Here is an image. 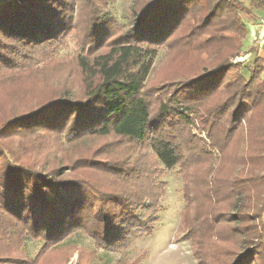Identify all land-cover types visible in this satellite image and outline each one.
I'll return each mask as SVG.
<instances>
[{"label": "trees", "instance_id": "16d2710c", "mask_svg": "<svg viewBox=\"0 0 264 264\" xmlns=\"http://www.w3.org/2000/svg\"><path fill=\"white\" fill-rule=\"evenodd\" d=\"M206 1L210 4L201 12V0H133L129 19L118 30L106 8L109 0L84 1L88 12L84 43L74 59L82 92L50 95L0 125V264H35L38 254L31 258L14 252L24 239L58 245L84 231L98 259L99 250L122 252L134 238L156 226L158 208L144 202L150 197L90 182L88 176L76 173V160L66 161L55 151L70 154L74 150L75 155L77 144L113 135L145 143L156 160L171 169L180 163L184 150L191 154L195 147L202 148L205 138L213 152L220 133L229 142L241 126H250L254 113L264 117V56L235 66L226 57L212 61V56L221 53L208 50L219 38L207 33L216 27L217 23L211 26L216 17L232 13L238 20L244 9L227 0ZM251 2L264 10V0ZM76 7L77 0H2L0 69L16 65L25 50L56 45L74 27ZM197 13L202 14L199 20L194 18ZM237 20L238 49L247 30ZM186 26L191 29L181 34ZM173 43L197 52L200 64L151 84L157 51ZM204 54L208 57L203 58ZM17 134L28 135L27 144L20 146L9 139ZM41 135H46L47 142H40ZM179 138L187 147L180 146ZM255 141L246 142L239 155V151L233 153V162L240 164L238 182L227 184L244 205L248 196L243 189L249 183L252 189L256 187L253 176L257 170L252 167L262 155L254 150ZM35 145H44L56 157L48 160L28 151ZM94 151L97 155L99 148ZM78 157L77 161H87L84 155ZM118 169V174L129 170ZM256 212L251 214L244 206L239 215L226 214L232 218L227 220L232 223L230 235H225L228 239L215 229L220 222L217 215L210 220L208 216L182 217V228L190 222L195 226L194 232L186 230L183 239L190 242L200 264H264V201ZM13 238L14 242L8 240ZM230 238L236 239L232 247H215L216 241ZM141 259L143 254L137 253L114 264H140Z\"/></svg>", "mask_w": 264, "mask_h": 264}, {"label": "rangeland", "instance_id": "374dc122", "mask_svg": "<svg viewBox=\"0 0 264 264\" xmlns=\"http://www.w3.org/2000/svg\"><path fill=\"white\" fill-rule=\"evenodd\" d=\"M84 1L77 0L76 12L73 15L74 27L62 39L60 38L61 40L56 45L48 44L35 50H25L16 65L0 69V125L7 118L31 109L50 95L63 93L65 90L72 93L82 92L81 76L75 67L74 59L81 51L80 45L84 43V27L88 13L83 7ZM109 1L106 8L109 9L110 18H113L116 30L122 29L129 19L130 5L133 0ZM227 1L244 9L236 20L245 25L246 37L242 42V47L237 49L236 45L240 37H237L238 31H235L237 29L236 16H232V13H224L213 21L211 26L217 23L216 27L207 31V33L219 36L208 50L210 53L213 51V54L221 53L212 56V61H221L226 57L232 65L245 66L257 57L264 56V10L259 9L263 8L261 4H253L251 0ZM209 4L210 2L201 0L200 11L202 12V9ZM201 17L202 14L197 13L194 18L199 20ZM257 23L259 25L262 23L263 27L257 26ZM190 29V26H186L184 32L180 33H187ZM239 34L242 36V33ZM203 36L204 34L199 37ZM253 37L259 40L255 41ZM196 54L199 56L197 52L183 48L178 43L160 47L149 76L151 84L160 83V80L167 78L169 74H174L177 70L187 72L195 69L200 64ZM202 57L207 58L208 54ZM245 76L248 77V74ZM262 78L264 79V71ZM220 95L223 93L218 94L217 97ZM213 101L215 99L206 102L212 103ZM230 136V141L226 142L224 134L220 133L217 149H213V152H210V147L213 146L209 145L210 142L205 138L206 141L202 148L195 147L192 149L194 153L191 154L184 150L180 163L171 169L160 164L145 143L139 144L133 140L113 135L89 138L77 144L74 148L75 153L78 154L75 155L74 150H70V154L55 151V154L65 156L66 161L76 160L75 166H79L76 173L88 176L90 182L95 180L109 188L134 192V195H145H141L142 198L150 197L144 202H148L149 205L150 203L155 204L158 208V213L155 215L156 226L150 233L134 238L130 247L122 252L99 250L98 259H95L93 255L95 245L84 231L72 235L58 245L50 241H47L45 246V243L40 240H21L15 245L19 248L14 250L15 254L16 252L23 253L30 255L31 258H36L38 254L35 264H114L119 258L125 259L137 253L143 254L140 264H200L190 242L183 239L186 230L191 228L194 232L195 226L189 221V226L182 228V217L191 220L208 216L206 219L210 220L214 218L213 215H217L220 222L215 225V229L222 238L230 235L229 229L232 226V223L227 221L232 218L226 217V214L238 213L239 215L244 211V206L249 208L251 214L258 213L256 211L264 201V188L260 189L259 193V188L264 187V150H258L264 148V117L261 119L259 114L254 113L248 128L243 125L239 131ZM256 136H259L260 140H257ZM45 138H47L46 135H41L40 142H47ZM9 139L23 146L27 144L28 135L17 134L10 136ZM253 141H255L254 150L262 155L252 167L257 170L253 176V183L256 187L252 189L249 183L243 189L244 194L249 197L244 199L246 202L244 205L243 200L236 199V195L233 194L234 189L230 192V186L227 184L238 182L236 172L240 164L233 162V153L239 151L236 153L239 155L245 143ZM179 142L180 146L187 147L181 138ZM44 145H41V148L35 145L28 151L48 160L54 159L56 155L54 156V153ZM96 148H99L97 155L94 153ZM205 153L208 157L201 158ZM80 155L86 156L87 161H77ZM117 164L129 170L118 174L119 166L115 168ZM8 240L14 242L16 239ZM235 240V238H230L228 241L225 240L226 242L216 241L214 245L215 247H232ZM6 241L7 239L3 243L5 244ZM8 247L12 248L11 245Z\"/></svg>", "mask_w": 264, "mask_h": 264}, {"label": "crops", "instance_id": "0c3cea01", "mask_svg": "<svg viewBox=\"0 0 264 264\" xmlns=\"http://www.w3.org/2000/svg\"><path fill=\"white\" fill-rule=\"evenodd\" d=\"M256 25L259 26V27H261V28L263 27V26H262V23H260V25L257 23ZM254 38H255V37H253V39H254ZM255 39H256V40H255ZM255 39H254L255 41H258V40H259L258 38H255ZM260 49H262V48L260 47ZM262 50H263V49H262ZM247 54H249V52H248Z\"/></svg>", "mask_w": 264, "mask_h": 264}]
</instances>
